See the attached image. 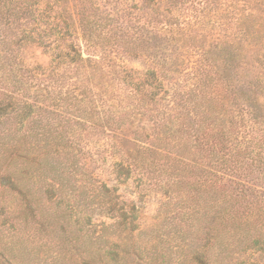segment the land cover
Wrapping results in <instances>:
<instances>
[{"label": "trees", "instance_id": "1", "mask_svg": "<svg viewBox=\"0 0 264 264\" xmlns=\"http://www.w3.org/2000/svg\"><path fill=\"white\" fill-rule=\"evenodd\" d=\"M148 1L156 6L165 3V12L171 14V0ZM247 2L240 0V4ZM89 12L85 7L77 11L71 0H0V148L11 146L26 124L38 145L29 147L31 152L42 149L43 142L46 146L68 142L62 134L66 130L58 134L61 121L53 125L61 115L46 111L43 105H73L80 125L90 127L98 147L93 155L90 152V159L100 166L109 162L115 176L111 186L90 172V200L99 203L103 212L106 207L109 213L119 212L122 221L126 211L117 208L118 188L136 170H141V180L148 171L153 185H165L173 173L179 176L190 168L181 152L188 147L190 153L198 150L200 162L193 165L202 169L199 188L206 202L203 217L207 225L200 228L205 232L204 245L192 252V261L208 262L207 249L213 240L226 247L234 245L236 250L258 249L264 255V201L256 192L259 181H264L260 90L241 78L239 90L234 89L218 74L209 52L195 44L178 46L179 34L184 37L193 30L178 21L174 25L160 22L149 31L146 24L124 25L120 11L107 14L105 22L99 17L90 21ZM239 12L240 17L251 15L245 6ZM112 17L114 21L107 23ZM241 31L250 35V31ZM30 45L49 54L48 69L25 64L22 53ZM244 47H239L238 61ZM127 59H148L144 77L124 67ZM259 59L257 63L264 68V59ZM230 65L228 70L234 68ZM193 69L196 73L190 74ZM62 118L70 123L68 114ZM7 123L17 128L2 129ZM15 143L12 147L18 146ZM61 146L67 149V164L76 167L77 155L68 153L75 147ZM172 147L179 149L174 153ZM239 187L241 194L236 192Z\"/></svg>", "mask_w": 264, "mask_h": 264}, {"label": "rangeland", "instance_id": "2", "mask_svg": "<svg viewBox=\"0 0 264 264\" xmlns=\"http://www.w3.org/2000/svg\"><path fill=\"white\" fill-rule=\"evenodd\" d=\"M127 1L71 0V4H76L79 12L84 7L90 10L92 22L98 17L105 22L106 15L116 11L123 15L124 25L146 24L149 31L160 22L174 25L178 21L181 27L193 29L184 37L179 34L183 42L179 38L178 46L195 44L209 52L218 74L228 85H234V89L239 90L240 78L250 80L256 91L260 90L264 105V68L258 64L259 57L264 59V0H246V4H240V0H171L170 15L165 12V3L156 6L148 0ZM244 6L249 9V17L247 13L240 17L239 11ZM113 21V17L108 18L107 23ZM242 28L250 31V35L240 33ZM240 45L245 47L238 61ZM22 58L31 67L50 66L49 54L33 45L25 47ZM230 64L234 68L228 70ZM148 66V59H127L124 63V67L139 77H144ZM190 71L196 73L197 69ZM43 106L46 111L55 110L56 114L62 117L68 114L71 118L65 124L57 116L53 125L61 121L58 134L62 133L60 129L66 130L62 134L68 141L61 144L75 147L68 149V153L77 155L78 165L70 168L65 157L67 149L54 142L50 146L43 142L42 149L31 152L29 147L38 145L28 124L15 136L17 147H12L15 141L0 148V264H264V255L258 249L236 250L234 245L226 247L214 240L207 249L210 250L208 262L192 261L195 249L204 245L205 232H200V228L207 225L203 217L206 202L199 188L202 169L193 165L200 162L198 150L190 153L188 147L186 152H181L190 168L185 174L179 172V176L173 173L166 186L153 185L148 171L141 180V170H136L134 177L118 188L117 208L126 211L122 221L119 212L109 213L107 207L103 212L99 203L90 200V172L98 181H107L111 186L115 177L109 162L100 166L90 159V152L93 155L98 149L90 127L80 125L79 112L73 105L60 104L54 108L45 102ZM11 124L2 129L17 128V124ZM66 125H69L67 129ZM178 149L171 148L174 153ZM153 158L150 157L151 161ZM259 184L256 192L264 201V181L260 180ZM241 189L237 194L242 193ZM240 199L243 201L242 196ZM119 224L122 226L118 227ZM132 227L134 231H130ZM235 239L236 233L232 243Z\"/></svg>", "mask_w": 264, "mask_h": 264}]
</instances>
